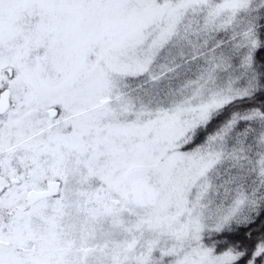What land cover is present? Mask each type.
<instances>
[{"label":"snow or ice","instance_id":"obj_1","mask_svg":"<svg viewBox=\"0 0 264 264\" xmlns=\"http://www.w3.org/2000/svg\"><path fill=\"white\" fill-rule=\"evenodd\" d=\"M0 264H264V0H0Z\"/></svg>","mask_w":264,"mask_h":264}]
</instances>
